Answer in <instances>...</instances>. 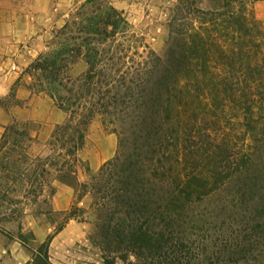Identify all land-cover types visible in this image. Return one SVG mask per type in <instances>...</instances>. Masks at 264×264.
Segmentation results:
<instances>
[{"label": "trees", "instance_id": "obj_1", "mask_svg": "<svg viewBox=\"0 0 264 264\" xmlns=\"http://www.w3.org/2000/svg\"><path fill=\"white\" fill-rule=\"evenodd\" d=\"M177 1L175 33L183 36L179 22L194 3ZM92 3L87 0L80 10ZM101 11H91L83 25L68 22L58 31L56 46L30 67L32 89L50 96L66 119L47 143L51 154L42 161L41 172L35 170L28 180L35 186L55 171L56 180L76 192L78 187L88 189L79 184L80 155L90 126L99 118L119 141L115 158L91 176L97 221L90 239L103 253L104 264H264V172L257 164L264 151L247 146L240 158L218 156L217 136L205 125L211 124L209 113L226 105L206 104L203 91L196 95L191 90L193 78L195 90L204 82L206 90L216 89L213 99L224 102L228 92L238 95L244 83L251 94L263 87V50L254 48L261 49L264 24L246 12L236 18H226L218 8L206 12L210 18L195 36L203 51L201 72L195 70L199 57L189 56L176 41L167 57L148 56L131 74L121 71L123 58L106 48L123 30V15L115 8ZM67 31L70 36L63 38ZM76 57H83L88 68L73 78L67 66ZM234 65L239 69L236 81L228 71L206 72L211 66L230 70ZM239 101L246 131L260 138L253 142L261 148L264 100L249 95ZM198 107L208 113L190 117ZM249 117L256 120L255 127ZM9 134L14 135V153L24 142H33L29 125L14 122L6 127L0 149ZM204 164L214 168L206 170ZM236 181L237 187L229 191ZM224 192L225 218L197 214V208ZM34 194L42 196L43 189ZM70 220H79L73 209L66 215ZM50 242L38 249L33 264H50Z\"/></svg>", "mask_w": 264, "mask_h": 264}, {"label": "rangeland", "instance_id": "obj_2", "mask_svg": "<svg viewBox=\"0 0 264 264\" xmlns=\"http://www.w3.org/2000/svg\"><path fill=\"white\" fill-rule=\"evenodd\" d=\"M86 1L87 0H80L78 2V5H76L71 13L69 22L71 24L72 22H77L78 25H83L85 20L89 17V13L95 8L102 9L101 13L103 14L109 13L110 8H115L119 11L123 15L122 18H124L127 25L121 23V28H123V30L119 31L114 39L108 41L106 48L117 52L118 56L123 58L122 65H120L121 71L131 74L137 73V66L143 63L148 56H158L160 58L167 57L176 41L180 43L183 49H186L189 56L194 55V57H199V61H195L199 68L195 70L201 72L199 70L202 67L203 51L198 47V39L195 36L196 32L202 29V22H206V20L210 18V16L203 15L206 12H211L218 8L219 12L227 14L226 18H236L246 12L254 21L264 24V0H220V3L218 0H191L194 6L189 7L188 12L184 14L183 17L181 16L183 20L179 22L183 26V36H178L175 33V29L177 28L175 18L178 16V7L180 6L178 1L176 3H170L169 0H153L152 8L147 9L144 7L147 0H93L91 5H87L80 10L81 6H83ZM231 21L235 23L234 20ZM230 26H232V24ZM72 27L73 25L70 29H72ZM66 34L67 35L63 36V38H68L70 36L69 31H67ZM261 37V49L254 48V52L259 53V51L263 50L261 54L263 55L262 57H264V30L261 31ZM59 40L60 35L56 33L55 36L51 38L52 46L48 53L56 46ZM234 59L238 60L237 56H234ZM79 60L84 59L83 57H76L70 59L68 62L67 67H69L71 76V72L76 66V74L82 70V68L78 67ZM80 63L81 61L79 64ZM87 68L88 66L85 70H87ZM220 70H223V72H230L229 75L236 81L237 75L239 74V72H237V70H239L238 65H234L230 70L228 67H223L222 69L220 66H211L206 72L218 73ZM74 76L75 75L72 77L75 78ZM202 83L200 89L195 90L198 84L193 78L191 79V90L194 94L203 95L204 92V96L207 97L206 104L226 105L221 106V109H215L214 113H209L208 118L211 120V124L207 123L205 125V127H208L211 132L217 136L216 139L219 146L217 150L218 156L222 157L231 154V156L234 155L236 159L240 158L241 152L244 148H247V146H252L251 148L254 151L257 149H260L261 152L264 151V146L257 148L258 143L253 142L255 139L260 138L257 136L254 139V137L246 131L247 127L245 124H247V121L244 115L245 111L243 110L244 107L240 105L243 103L239 101L241 97L249 95H254V97L257 96V99L263 98L264 100V85L263 87L253 90V94H251L249 89H247V83H244L240 90H237L238 95L233 96V93L228 92L224 102H221L220 100L218 101V99H213L217 96L216 89L209 87L210 89L206 90L205 83ZM204 96H202V98ZM6 105L10 107L14 104ZM205 113L207 114L208 110L204 111L203 107H198V109H195L194 113L191 112L190 117L194 116L195 118L200 116L202 118ZM249 119L253 120L254 118L249 117ZM252 120L248 122L251 123V127H255L257 122L255 119L254 121ZM14 122L16 121H12L10 125H13ZM96 133H103L104 135L113 134L110 129L102 125L99 118L94 120L89 129V136L92 135L93 138H95ZM7 142L8 143H4L5 145L0 149V250L5 244L14 241V238L26 241L28 244L32 243V236L26 231L25 234L22 233L25 228L24 219L26 216H31L33 218L39 217L50 221L55 225L56 230L60 229V227L66 223V216H58L51 209L53 199L51 192L54 190V183L57 182V174L55 171H52L51 175H46L44 179H40L35 186H32V183L28 180L35 170L41 172L42 169L40 165L42 161L51 154L48 144L38 145L34 142H24L22 146L16 150V153H14V135L9 134ZM117 142L115 156L119 148L118 138ZM0 143H2V141ZM86 143L80 155L82 164L79 169L78 179L80 185H89V187L88 189L78 187L77 192L75 191L73 212L75 217L79 220L91 219L94 221L89 240L95 250H97L100 263L104 264L103 253L90 239L92 236L94 237L96 235L95 224L97 221V213L94 208L95 197L91 188V176L97 174L99 171L91 172L90 170L88 161L90 143ZM32 149L34 150L32 151ZM221 162L223 163V160ZM257 164L258 170H263L264 172V153L259 155ZM213 168L214 166L211 164H204V169L206 170H212ZM262 176L263 178L260 184L264 185V175ZM237 185V181L232 182L229 185V191H232ZM39 188L43 189V195H38V197L34 198V190H39ZM227 193L228 192H224L220 196L213 198L197 208V214H204L211 220L217 217L225 218V213L222 212V201L227 199ZM81 202L85 203V207H82V205L79 206ZM118 264L123 263L118 261Z\"/></svg>", "mask_w": 264, "mask_h": 264}, {"label": "crops", "instance_id": "obj_3", "mask_svg": "<svg viewBox=\"0 0 264 264\" xmlns=\"http://www.w3.org/2000/svg\"><path fill=\"white\" fill-rule=\"evenodd\" d=\"M79 1L0 0V142L12 121L28 124L33 142L38 145L47 144L55 128L64 123L66 115L54 100L32 89L34 77L30 67L48 53L51 38L69 22ZM79 62L82 70L76 74V66L71 72L75 78L86 71L85 61ZM87 142L90 170L97 172L115 156L117 138L103 133H96L93 138L88 132ZM53 188L51 209L58 216H66L74 207L75 190L59 181ZM81 205L85 207L84 202ZM24 222L22 233L32 235V243L14 238L1 247L0 264H33L38 249L49 238L50 264H101L89 240L93 220L66 221L58 230L50 221L39 217L26 216Z\"/></svg>", "mask_w": 264, "mask_h": 264}, {"label": "built area", "instance_id": "obj_4", "mask_svg": "<svg viewBox=\"0 0 264 264\" xmlns=\"http://www.w3.org/2000/svg\"><path fill=\"white\" fill-rule=\"evenodd\" d=\"M152 2H153V0H147L146 3L144 4V7L147 9H151L152 8ZM169 2L170 3H176L177 0H169Z\"/></svg>", "mask_w": 264, "mask_h": 264}]
</instances>
